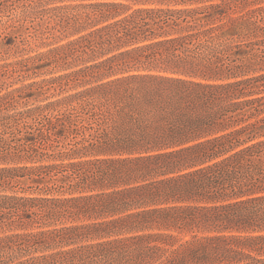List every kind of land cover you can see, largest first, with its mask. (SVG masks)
I'll return each mask as SVG.
<instances>
[{
    "label": "trees",
    "instance_id": "1",
    "mask_svg": "<svg viewBox=\"0 0 264 264\" xmlns=\"http://www.w3.org/2000/svg\"><path fill=\"white\" fill-rule=\"evenodd\" d=\"M81 1L59 8L77 10L75 34L95 28L50 52L95 62L61 77L94 84L53 117L58 103L0 119V186L45 195H0V231L41 228L0 237V264H264V39L234 43L255 36L249 18L264 6L231 16L238 0ZM70 136V156L91 159L27 165ZM85 189L96 192L46 196ZM78 215L91 222L56 226ZM172 232L190 238L175 246ZM10 244L56 250L12 263Z\"/></svg>",
    "mask_w": 264,
    "mask_h": 264
},
{
    "label": "rangeland",
    "instance_id": "2",
    "mask_svg": "<svg viewBox=\"0 0 264 264\" xmlns=\"http://www.w3.org/2000/svg\"><path fill=\"white\" fill-rule=\"evenodd\" d=\"M213 2L220 3L221 1L213 0ZM79 3L85 2L81 0H0V96L8 92L14 95V98L9 100L8 105H6L7 107L0 108V119L28 109L44 107L50 103H58L56 111L49 110L45 112L47 116L53 117L63 108L59 105L61 99L94 84V82L90 83V85L87 83L77 84V82L61 79V77L95 62L81 63L80 61H74L73 58L63 61L57 54L50 52L52 49L66 44L79 35L87 33L94 27V25L85 26L80 29V34H75L76 25L71 20V15L76 13L77 10L72 11L70 9L59 8ZM123 3L131 5L129 1H123ZM262 6H264V0H238L234 4V11H229V14L231 16H238L241 13L244 14L247 11L255 10ZM249 20L251 21L250 23L254 24L251 25V29L258 28L255 33L253 30L248 31L249 33L252 31V34L254 33L255 36L235 37L234 43L237 45L264 39V31L261 30V27H264V17L261 14L254 13ZM100 25H103V23H98V27ZM242 33L245 34L244 30ZM257 48V46L245 47L246 50L252 49L251 52L258 53L259 49ZM0 121L2 123L4 120ZM25 122L31 124L32 119H25L19 122L18 126L20 129ZM22 131L24 132L25 130L22 129ZM71 142V136L69 138H58V142L53 141L51 145H48L50 147L41 151L43 154L42 159L36 157L33 164L28 163L27 165L69 163L91 159L90 156H70ZM67 152H70L69 155H67ZM27 181L29 180L27 179ZM25 183L20 182V184H16L12 182L10 185L0 186V195L18 197L45 196L43 193L35 190L37 183ZM28 186L31 187L28 188ZM90 190L85 189L82 192H73L72 194L69 192H54L46 196L69 197L96 192ZM6 213L7 211H5ZM7 218L8 216L4 215L2 221L6 223ZM61 222H58L56 226H61L60 224L75 225L89 223L91 220L78 215L63 219ZM4 228L0 231V237L16 233L35 232L41 229L35 224L31 226L29 224L27 226L14 224L10 227H6L5 225ZM172 233L176 237L175 246L180 244L181 241L190 238V235L187 233ZM129 234L125 232L108 236L103 235L98 238L93 237L68 247L73 248L80 244L95 243ZM28 248L26 246L23 247L24 250L19 251L17 245L10 244L7 248H4L3 256H11L13 263L49 254L56 250L52 248L45 249L46 247L43 245ZM75 264L82 263L80 260H77Z\"/></svg>",
    "mask_w": 264,
    "mask_h": 264
}]
</instances>
